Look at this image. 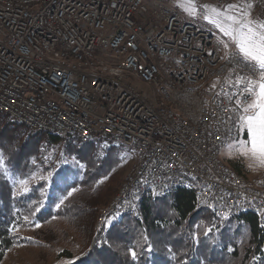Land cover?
I'll list each match as a JSON object with an SVG mask.
<instances>
[{
  "label": "built area",
  "instance_id": "2783aa9c",
  "mask_svg": "<svg viewBox=\"0 0 264 264\" xmlns=\"http://www.w3.org/2000/svg\"><path fill=\"white\" fill-rule=\"evenodd\" d=\"M170 0H0V112L37 132L132 148L136 163L98 217L139 219L149 195L197 184L220 219L246 213L264 227V176L235 171L222 151L241 136L256 75L203 17ZM264 20V0H241ZM133 81L149 87L141 93Z\"/></svg>",
  "mask_w": 264,
  "mask_h": 264
},
{
  "label": "trees",
  "instance_id": "16d2710c",
  "mask_svg": "<svg viewBox=\"0 0 264 264\" xmlns=\"http://www.w3.org/2000/svg\"><path fill=\"white\" fill-rule=\"evenodd\" d=\"M124 148L37 133L0 112V264L20 246H48L64 264H262L260 216L218 218L198 201L197 184L162 202L149 195L139 219L109 218L99 244L98 217L123 183L115 169ZM54 230L76 241L58 251L39 236Z\"/></svg>",
  "mask_w": 264,
  "mask_h": 264
},
{
  "label": "snow or ice",
  "instance_id": "6c2138e0",
  "mask_svg": "<svg viewBox=\"0 0 264 264\" xmlns=\"http://www.w3.org/2000/svg\"><path fill=\"white\" fill-rule=\"evenodd\" d=\"M179 6L190 15H196L194 0H181ZM202 7L208 13L203 18L219 29L236 49L232 59L237 64L243 63L257 77L238 78V82L245 85L248 102L243 105L238 117L239 130L246 132V137L238 139L234 149L250 161L249 168L264 167V20L253 18L250 11L239 5H228L224 10L207 5ZM221 43L228 47L227 42Z\"/></svg>",
  "mask_w": 264,
  "mask_h": 264
},
{
  "label": "rangeland",
  "instance_id": "374dc122",
  "mask_svg": "<svg viewBox=\"0 0 264 264\" xmlns=\"http://www.w3.org/2000/svg\"><path fill=\"white\" fill-rule=\"evenodd\" d=\"M180 3H181V0H170V4L172 6L178 7V9L181 10L183 13H185L187 16H190V17L194 16V15H190L189 12L185 11L184 7L179 6ZM206 5L210 6V7H216L217 9H220V10L227 9L228 5H239V6L243 7L245 10L249 11L247 6L245 5V3L241 0H233L230 4H227V5L222 6V7H218V6L211 4V3H208ZM251 16L257 20H261L258 16H255L252 13H251ZM207 22H208V20H207ZM217 30L221 34V36L223 37L224 42L228 43V47L225 49L227 51L235 52L236 49L232 46V44L228 40V38L225 37L223 35V33L219 31V29H217ZM133 84L136 87V89L138 91H140L141 93L149 91V87L147 85L139 82V81H133ZM245 137H246V132L241 131V136L239 139L242 140V139H245ZM236 143H237V140L232 142L230 145H228L226 148L223 149L222 156H221L222 161L225 162L231 168H234L235 165H237L243 171V173H245L248 176H254V177L264 176V167L254 166L252 168H249L250 161L248 159L244 158L243 156L239 155L235 151L234 146L236 145ZM120 155L125 157L124 162L122 164H120L115 170L119 172V174L121 175V181H123V183H124L126 176L130 172L133 165L136 163L137 155L134 152V150L132 148H129V147H125L120 152ZM123 183H122V185H123ZM122 185H121V187H122ZM120 188H119V190H120ZM118 191L116 192L115 196L117 195ZM173 193L175 194V192H173ZM174 194L171 196V198L174 197ZM169 198H170V196H157V200L159 202L165 201L166 199H169ZM117 219H120V217ZM49 233H50V235L49 234H43L42 232H40L41 235H39V236H41L42 238L44 237L43 239L47 243L57 241V243H59V245H60L58 248V251H60V249H62L65 245H67V244L71 245L72 243L74 244V242L76 241L75 238H70V236L66 240L59 241L60 239H62V235L60 234L59 230L50 231ZM95 235L97 237V230H96ZM30 237L36 239L38 237V234L32 233V234H30ZM47 247L42 246L40 248V246L39 247L20 246L17 249H15L13 252H11L2 264H64V263L68 262L65 259L58 258V256H57L58 253H53V251H50V249H47ZM262 264H264V258L262 259Z\"/></svg>",
  "mask_w": 264,
  "mask_h": 264
}]
</instances>
